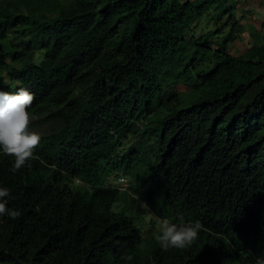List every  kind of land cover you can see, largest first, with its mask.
Listing matches in <instances>:
<instances>
[{
	"label": "trees",
	"instance_id": "16d2710c",
	"mask_svg": "<svg viewBox=\"0 0 264 264\" xmlns=\"http://www.w3.org/2000/svg\"><path fill=\"white\" fill-rule=\"evenodd\" d=\"M228 2L0 0V90L30 91L28 111L50 126L18 170L0 154V186L21 212L0 218V264L264 254V36L241 55L225 47L241 28L220 42L186 37L210 13L232 20ZM181 217L200 221L198 237L163 250L158 219Z\"/></svg>",
	"mask_w": 264,
	"mask_h": 264
},
{
	"label": "clouds",
	"instance_id": "9594fccd",
	"mask_svg": "<svg viewBox=\"0 0 264 264\" xmlns=\"http://www.w3.org/2000/svg\"><path fill=\"white\" fill-rule=\"evenodd\" d=\"M32 101L33 94L27 89L19 88L15 92L0 90V154L15 158L14 170L33 157L40 143V136L27 130L31 119L28 108ZM10 198L11 190L0 186V218L21 216L19 210L8 207ZM158 223L159 233L155 240L163 250L188 247L202 229L200 221H184L182 217L178 222L165 218L158 219ZM255 264H264V254L255 258Z\"/></svg>",
	"mask_w": 264,
	"mask_h": 264
},
{
	"label": "rangeland",
	"instance_id": "374dc122",
	"mask_svg": "<svg viewBox=\"0 0 264 264\" xmlns=\"http://www.w3.org/2000/svg\"><path fill=\"white\" fill-rule=\"evenodd\" d=\"M228 4H235L236 7L232 20H229L230 18L228 16L216 22L214 20L215 14L210 13L207 17L191 26L186 32V37L189 40L195 41L214 32L215 35L210 41L220 42V40L229 35L230 32L237 28H241V32L236 34L237 39L225 46L227 52L234 55H241L247 47L252 45V42L255 43L253 39H261V37L264 36V0H229ZM174 89L183 97L191 92L190 88L184 84H178L174 86ZM49 128L50 126L44 118L31 116L27 130L41 136L46 133ZM122 207V205H116L115 208L117 211H120ZM135 207L136 211L137 209H141L138 205ZM141 211L140 223L149 230L151 228L149 224L152 219L150 215L151 212L145 211V213L143 210Z\"/></svg>",
	"mask_w": 264,
	"mask_h": 264
},
{
	"label": "built area",
	"instance_id": "2783aa9c",
	"mask_svg": "<svg viewBox=\"0 0 264 264\" xmlns=\"http://www.w3.org/2000/svg\"><path fill=\"white\" fill-rule=\"evenodd\" d=\"M116 188L121 192L129 191V181L127 178L120 177L115 181ZM143 206H147L145 201L141 202Z\"/></svg>",
	"mask_w": 264,
	"mask_h": 264
}]
</instances>
